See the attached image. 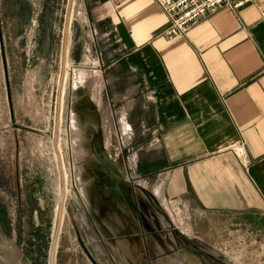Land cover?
<instances>
[{
  "label": "crops",
  "instance_id": "0c3cea01",
  "mask_svg": "<svg viewBox=\"0 0 264 264\" xmlns=\"http://www.w3.org/2000/svg\"><path fill=\"white\" fill-rule=\"evenodd\" d=\"M66 1L61 61H70L78 35L89 43L85 57L102 66L95 88L82 95L87 112L78 102L75 117L97 118L88 136L98 129L101 154L127 156L119 160L131 185L142 188L139 197L160 217L158 229L152 217L144 222L139 205L124 195L126 217L94 220L109 229L95 238L112 257L119 254L118 264H206L191 252L263 244L264 14L258 4H227L168 39L170 19L157 0ZM96 66L93 60L92 74ZM126 250L134 257L122 259Z\"/></svg>",
  "mask_w": 264,
  "mask_h": 264
},
{
  "label": "rangeland",
  "instance_id": "374dc122",
  "mask_svg": "<svg viewBox=\"0 0 264 264\" xmlns=\"http://www.w3.org/2000/svg\"><path fill=\"white\" fill-rule=\"evenodd\" d=\"M41 2L44 9H35ZM66 2L0 0V264H93L77 233L98 264H118L119 254L95 238L109 229L94 220L126 217L124 192L144 222L152 217L160 226L119 160L127 156L101 154L98 129L91 137L87 129L97 118L75 117L78 102L87 112L82 95L102 66L85 57L89 43L78 35L70 61H61ZM191 253L206 264H264V243Z\"/></svg>",
  "mask_w": 264,
  "mask_h": 264
},
{
  "label": "built area",
  "instance_id": "2783aa9c",
  "mask_svg": "<svg viewBox=\"0 0 264 264\" xmlns=\"http://www.w3.org/2000/svg\"><path fill=\"white\" fill-rule=\"evenodd\" d=\"M170 19L165 34L168 39L185 34L188 29L227 4L240 7L247 2H256L264 14V0H157Z\"/></svg>",
  "mask_w": 264,
  "mask_h": 264
},
{
  "label": "water",
  "instance_id": "95a60500",
  "mask_svg": "<svg viewBox=\"0 0 264 264\" xmlns=\"http://www.w3.org/2000/svg\"><path fill=\"white\" fill-rule=\"evenodd\" d=\"M77 234H78L77 235L78 236V239H79L81 245L83 246L85 252L87 253L88 257L90 258V260L93 262V264H98V262L94 259V257L91 255V253L89 252V250L86 248V246H85V244H84V242H83L80 234L79 233H77Z\"/></svg>",
  "mask_w": 264,
  "mask_h": 264
},
{
  "label": "flooded vegetation",
  "instance_id": "af4514ba",
  "mask_svg": "<svg viewBox=\"0 0 264 264\" xmlns=\"http://www.w3.org/2000/svg\"><path fill=\"white\" fill-rule=\"evenodd\" d=\"M125 196L128 197V195H126V192H124Z\"/></svg>",
  "mask_w": 264,
  "mask_h": 264
},
{
  "label": "bare ground",
  "instance_id": "6f19581e",
  "mask_svg": "<svg viewBox=\"0 0 264 264\" xmlns=\"http://www.w3.org/2000/svg\"><path fill=\"white\" fill-rule=\"evenodd\" d=\"M70 22V21H69ZM97 67V66H96ZM93 68V67H92ZM53 263V262H52ZM54 264V263H53Z\"/></svg>",
  "mask_w": 264,
  "mask_h": 264
}]
</instances>
